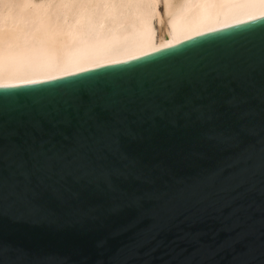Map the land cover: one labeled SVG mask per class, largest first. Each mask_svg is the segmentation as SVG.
<instances>
[{"label":"water","instance_id":"obj_1","mask_svg":"<svg viewBox=\"0 0 264 264\" xmlns=\"http://www.w3.org/2000/svg\"><path fill=\"white\" fill-rule=\"evenodd\" d=\"M0 264H264V16L0 87Z\"/></svg>","mask_w":264,"mask_h":264},{"label":"bare ground","instance_id":"obj_2","mask_svg":"<svg viewBox=\"0 0 264 264\" xmlns=\"http://www.w3.org/2000/svg\"><path fill=\"white\" fill-rule=\"evenodd\" d=\"M264 16V0H0V87L132 61Z\"/></svg>","mask_w":264,"mask_h":264}]
</instances>
